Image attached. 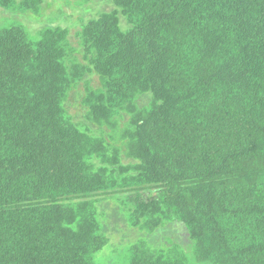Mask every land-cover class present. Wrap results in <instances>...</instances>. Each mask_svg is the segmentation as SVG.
<instances>
[{
    "label": "trees",
    "instance_id": "obj_1",
    "mask_svg": "<svg viewBox=\"0 0 264 264\" xmlns=\"http://www.w3.org/2000/svg\"><path fill=\"white\" fill-rule=\"evenodd\" d=\"M105 2L0 30V264H264V0Z\"/></svg>",
    "mask_w": 264,
    "mask_h": 264
},
{
    "label": "rangeland",
    "instance_id": "obj_2",
    "mask_svg": "<svg viewBox=\"0 0 264 264\" xmlns=\"http://www.w3.org/2000/svg\"><path fill=\"white\" fill-rule=\"evenodd\" d=\"M48 7H46L43 11L41 17H33L31 14H23V13H15L11 14L10 12H5L0 9V30L8 27H16L19 24L23 25L26 28V33L32 41H35L39 37V32L43 28H48L51 26H60V27H69L71 29V37L70 42L73 44L74 49L77 50V41L75 39V33L77 32V27H73L77 23V19L84 16V18H89L90 16L93 18L99 12L103 10L110 9V5L106 6L105 0H99L95 3H91L84 9H80L74 5H79V2H74L73 0H69L67 3L64 0H47ZM76 58L80 59V56H76ZM81 60V59H80ZM95 82V79H94ZM80 91L83 92V89L80 88ZM148 101H144L147 103ZM143 103V101H142ZM145 105V104H144ZM108 202H103L101 206V212L105 209ZM100 216H104L100 214ZM168 230H164L161 236H167ZM183 237L184 241L187 239V235L185 230H181L179 237ZM178 237V236H177ZM136 239H129V237L125 240L126 244L122 247H118L115 241L108 246L111 250V254L106 252H100L96 256V262L98 264H126L128 257V245L134 244L136 242H132ZM183 241V242H184Z\"/></svg>",
    "mask_w": 264,
    "mask_h": 264
}]
</instances>
